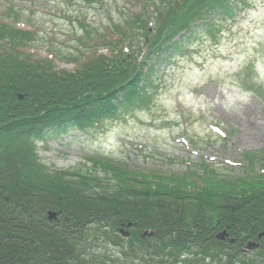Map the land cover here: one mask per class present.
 Masks as SVG:
<instances>
[{"label": "trees", "instance_id": "1", "mask_svg": "<svg viewBox=\"0 0 264 264\" xmlns=\"http://www.w3.org/2000/svg\"><path fill=\"white\" fill-rule=\"evenodd\" d=\"M233 1L143 0L112 53L74 70L26 51L31 30L0 19V264H264V178L191 189L106 159L94 166L104 177L52 168L37 152L39 140L145 102L157 64L200 28L214 35ZM251 240L260 245L245 250Z\"/></svg>", "mask_w": 264, "mask_h": 264}, {"label": "rangeland", "instance_id": "2", "mask_svg": "<svg viewBox=\"0 0 264 264\" xmlns=\"http://www.w3.org/2000/svg\"><path fill=\"white\" fill-rule=\"evenodd\" d=\"M142 1L0 0V19L11 15L31 30L26 51L74 70L92 55L112 53L109 41H118L115 31ZM240 1H233V16L219 17L214 35L200 28L170 62L157 64L145 102L97 126L37 141L40 160L104 177L94 166L106 159L123 173L145 172L191 189L223 179L240 189L263 179L264 0Z\"/></svg>", "mask_w": 264, "mask_h": 264}, {"label": "water", "instance_id": "3", "mask_svg": "<svg viewBox=\"0 0 264 264\" xmlns=\"http://www.w3.org/2000/svg\"><path fill=\"white\" fill-rule=\"evenodd\" d=\"M57 216V213L55 211H49V217L50 218H55ZM123 230V229H122ZM125 234H128V231L125 232ZM226 234V231L222 232V236ZM259 244L254 241H250L247 245V248H254L255 246H258Z\"/></svg>", "mask_w": 264, "mask_h": 264}]
</instances>
